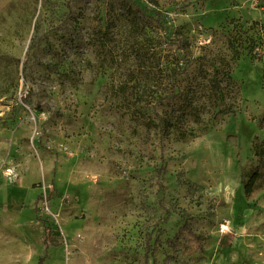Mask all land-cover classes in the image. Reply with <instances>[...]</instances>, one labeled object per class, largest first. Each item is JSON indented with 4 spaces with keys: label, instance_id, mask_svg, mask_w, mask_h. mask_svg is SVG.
<instances>
[{
    "label": "rangeland",
    "instance_id": "374dc122",
    "mask_svg": "<svg viewBox=\"0 0 264 264\" xmlns=\"http://www.w3.org/2000/svg\"><path fill=\"white\" fill-rule=\"evenodd\" d=\"M135 1L0 0V264H264L260 0Z\"/></svg>",
    "mask_w": 264,
    "mask_h": 264
},
{
    "label": "trees",
    "instance_id": "16d2710c",
    "mask_svg": "<svg viewBox=\"0 0 264 264\" xmlns=\"http://www.w3.org/2000/svg\"><path fill=\"white\" fill-rule=\"evenodd\" d=\"M133 5H137L135 0H124ZM157 5V2H153ZM261 7L264 9V0H260ZM228 49L233 60H239L242 56L247 55L251 60L258 61L263 64L262 84L264 88V20L255 21L248 25L241 22L233 24L227 38ZM180 50V46L178 45ZM261 125L264 128V116L261 120ZM242 173L241 183L244 186L246 195H251L254 191L257 181L260 179V173L254 172L249 176ZM181 217L183 223L178 232L173 238H169L166 243L175 254H180L183 258L191 257L198 253H203L205 246L209 240L206 234H197L193 229V218L186 212H182ZM50 227L45 228L47 235L45 242L49 236ZM163 245L160 234L154 236L149 234L146 241V251L144 264H150L151 259H154V253ZM158 247V248H157ZM157 248V249H156ZM170 256V255H169ZM45 257L41 258L38 264H44Z\"/></svg>",
    "mask_w": 264,
    "mask_h": 264
},
{
    "label": "built area",
    "instance_id": "2783aa9c",
    "mask_svg": "<svg viewBox=\"0 0 264 264\" xmlns=\"http://www.w3.org/2000/svg\"><path fill=\"white\" fill-rule=\"evenodd\" d=\"M14 172H13V169L12 168H8L7 170H6V174L7 175H12ZM45 198H47V196H44ZM46 211H49V208H48V206L46 205V209H45Z\"/></svg>",
    "mask_w": 264,
    "mask_h": 264
}]
</instances>
